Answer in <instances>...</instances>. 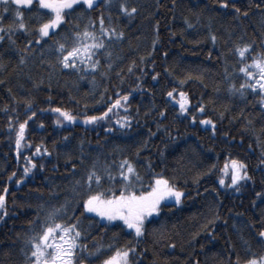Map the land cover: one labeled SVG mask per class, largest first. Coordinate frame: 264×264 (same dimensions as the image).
I'll use <instances>...</instances> for the list:
<instances>
[{"label": "trees", "instance_id": "16d2710c", "mask_svg": "<svg viewBox=\"0 0 264 264\" xmlns=\"http://www.w3.org/2000/svg\"><path fill=\"white\" fill-rule=\"evenodd\" d=\"M16 8L0 0V264H30L29 237L53 208L62 223L76 222L85 264H100L112 245L134 246L130 264H236L264 253V93L239 70L264 53V0H93L65 10L39 41L36 26L49 10L37 0L20 7L25 31L15 27ZM101 18L122 35L104 37L95 68L79 60L62 66L54 42L86 25L99 36ZM245 44L251 48L241 57ZM118 98L122 106L100 118ZM205 118L214 123L201 124ZM125 158L135 168L134 190L147 191L154 175L182 190L179 203L161 201L139 236L82 206L91 192L119 194ZM232 158L248 173L235 185L230 171L221 172ZM90 169L101 175L99 186L86 183Z\"/></svg>", "mask_w": 264, "mask_h": 264}, {"label": "snow or ice", "instance_id": "6c2138e0", "mask_svg": "<svg viewBox=\"0 0 264 264\" xmlns=\"http://www.w3.org/2000/svg\"><path fill=\"white\" fill-rule=\"evenodd\" d=\"M17 6L14 17L19 20V23L15 24V27L24 29L27 31V27L23 20V13L19 10L20 7L28 8L33 4V0H12ZM37 3L41 9H47L50 13V18L38 22L36 31L37 41L41 36L47 37L50 30L56 29L57 25L65 19V10H70L74 4H83L89 7L93 6V0H37ZM221 5H225L226 0H220ZM121 9L129 13L134 12V8H125L124 4L120 5ZM233 7H235L233 5ZM7 11V10H5ZM239 11V9H236ZM95 21H89L90 25H94ZM100 35L97 36L94 32L88 30V25L82 31L69 33L67 37H62L60 40L54 42V47L57 50V57L59 63L64 67H78L77 60H79L84 66L95 68V63L92 61L96 50L104 47V37L108 35L119 36L122 33H116L114 29L104 27L103 19H99ZM5 26L0 23V28ZM10 31L13 25H8ZM11 37H9L10 39ZM2 39V37H0ZM214 39V37H213ZM31 43V41H29ZM251 45L245 44L242 48H238L237 51L241 57L245 55V51L249 50ZM251 67V71L248 68ZM240 72L244 73L246 78L251 81L248 87L251 89H259L261 93H264V53H256L248 64L240 67ZM231 87V85H230ZM245 88L244 84L240 85V91L243 92ZM169 97H173V91L167 93ZM179 101V110L185 111L186 104L188 103L185 96L186 94L181 92ZM127 99V95L123 97ZM175 99V97H173ZM264 102V100H262ZM122 106L120 98L109 104L108 108L105 109L104 113H100V118H103L105 114L110 111L113 107ZM201 109L203 104H201ZM64 120L71 121L74 117L69 112L63 109H55ZM163 114V113H162ZM96 116H85V121H94ZM60 121H57L59 123ZM117 123H123L122 120H118ZM201 124L214 123L207 118L200 121ZM25 123L18 125V131L16 133V145L17 147L21 144V137ZM36 151L39 152L40 148L37 146ZM46 152L47 149H44ZM27 159V157H26ZM126 165V166H125ZM32 166L29 161V168ZM29 168H25L24 171L28 172ZM121 171L120 177L125 181L124 184L120 185L117 189L119 194H115L112 190L103 189L87 194L82 200L83 209L87 212H94L100 217H104L106 220H120L123 225L128 229L134 231L139 236L144 231V222L146 218L151 216L153 213L160 211L161 201H167L175 199L176 203L180 202L182 190H178L174 184L170 183L163 175H154L148 186L147 191L134 190L136 186L129 180L130 174H135V168L133 164L125 158L120 164ZM230 171L231 184L235 185L237 181L247 178L248 173L246 171V165L243 161H239L235 158L231 160L226 159L223 169L221 172ZM108 179L111 180L112 176L109 174ZM95 181L99 186L101 181V175L98 174L95 169H90L87 173L86 183L91 185ZM219 182L224 183L223 175L220 177ZM19 183V181H17ZM79 183V181L77 182ZM6 188V186H5ZM4 193L0 192V208L4 206ZM59 212L58 209L53 208L43 222L40 224L39 232L34 236L29 237V244L31 251L28 253L30 257V264H85V260L79 259L76 254L77 241L80 237V232L77 228L76 222L73 223H62L56 219V215ZM259 235L264 237V229H261ZM82 247V246H81ZM111 254L106 256L100 261V264H130L129 253L134 252V246L132 248L127 247H115ZM89 256L92 253H88ZM236 264H264V253L259 256L252 255L249 258L241 261L237 260Z\"/></svg>", "mask_w": 264, "mask_h": 264}]
</instances>
